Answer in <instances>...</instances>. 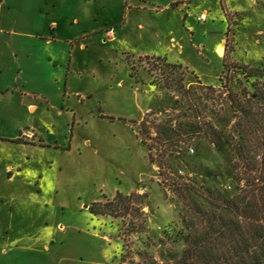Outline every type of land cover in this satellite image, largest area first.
<instances>
[{"label":"rangeland","instance_id":"374dc122","mask_svg":"<svg viewBox=\"0 0 264 264\" xmlns=\"http://www.w3.org/2000/svg\"><path fill=\"white\" fill-rule=\"evenodd\" d=\"M8 1L9 6L0 5V67L5 66L0 90L17 93L0 96V241H19L23 247L32 243L28 252L18 249L22 257L17 264H30L25 254L34 257L32 264L178 259L186 230L179 200L159 172L197 187L234 192L233 166L241 160L239 142L246 119H240L229 97L243 110L250 108L255 128H264V0H246L244 8L253 15L206 23L211 38H222L226 29L225 62L212 53H188L183 61L189 69L138 56L141 48L132 32L120 28H115L114 38L104 32L83 37V31L122 23L127 1L134 5L137 0H112L99 16L94 6L86 14L89 8L84 3L65 2L50 12L42 0ZM73 11L87 18H69ZM53 31L57 39L46 45L42 37ZM83 43L86 48L80 47ZM223 53L220 44L216 54ZM19 91L26 104L38 106L34 114L25 111L22 118L28 117L41 148L9 144L21 119L16 115ZM176 116L183 123L194 116L209 122L226 139L224 149L198 139L180 145L177 153L168 149L161 158L165 147L152 131L148 144L157 161L151 164L137 137L139 123L145 118L158 124ZM13 159L27 162L25 174L31 177L23 180L24 189L16 194L9 213L7 195L21 186L6 181L4 164ZM38 176L44 180L36 185ZM133 192L146 197L143 213L137 212L139 203L124 219L89 211L104 198Z\"/></svg>","mask_w":264,"mask_h":264},{"label":"trees","instance_id":"16d2710c","mask_svg":"<svg viewBox=\"0 0 264 264\" xmlns=\"http://www.w3.org/2000/svg\"><path fill=\"white\" fill-rule=\"evenodd\" d=\"M156 58L168 66L181 67L168 63L165 58ZM229 101L240 111V119H246L239 142L241 160L233 166L234 192L197 187L180 176H163L160 171L161 180L180 203V217L186 230L182 236L185 247L181 256L171 263H159L150 258L146 264H264V128H255L250 108L243 110L230 97ZM177 117L158 124L156 120L148 123L143 118L139 123L137 137L147 148L151 164L157 161L152 155L153 145L148 144L152 131L156 133V142L165 147L160 150L161 158L166 157L168 149L177 153L180 145L188 141L195 143L198 139H205L219 151L224 149L226 139L209 122H200L194 116L183 123L177 121ZM13 143L27 144L21 138ZM206 175L210 176L211 172ZM145 199L136 192L117 193L113 199L104 198V202L93 204L89 211L94 215L124 219L132 215L137 203L140 204L137 212L143 213Z\"/></svg>","mask_w":264,"mask_h":264},{"label":"crops","instance_id":"0c3cea01","mask_svg":"<svg viewBox=\"0 0 264 264\" xmlns=\"http://www.w3.org/2000/svg\"><path fill=\"white\" fill-rule=\"evenodd\" d=\"M65 2H77L80 3V5L84 3L83 5H87L89 8L86 14L93 8H91V6H94L95 16H99L106 10V5L112 3V0H42L43 5L50 12L54 11L58 5H62V3ZM127 4V17L124 18L122 23L105 24L107 28L101 31H83V37L93 36L99 33L102 34L104 32L105 34L112 35V38H114L116 32L115 28H120L123 31L132 32V37L136 40L137 46L141 48L136 52L138 56L165 58L168 63L181 65L185 68H188V66L183 60L188 53H212L219 59L222 58V60H224L225 58L226 29L222 38H211L213 32L206 23H214V18H219L222 21L223 18H245L249 13L253 15L251 9L250 11H246L244 8V5L247 4L246 0H137L134 5H130L128 1ZM212 4L217 5V11H212L214 10L212 9L214 7ZM0 5L9 6V1L0 0ZM133 11H136L137 15H133ZM48 15L49 14H47V16ZM67 16H69V18H87V15L75 13L74 11L67 14ZM198 16H203L205 21H198ZM54 31L50 37H42L46 45H50L53 41H56L57 37ZM66 42L75 43V41ZM220 44L224 47L222 56L216 54V48ZM80 47L86 48L84 43L81 44ZM2 66L0 67V75L3 74L5 69V66ZM9 89L10 88L6 91L0 90V96L6 97L9 93L13 95L17 93L16 91L10 92ZM19 92L21 98H17L16 103L18 109L16 112L17 114H15L20 116L21 119H18V123L14 127V133L9 136V139L16 140L18 138H24L30 143L9 144L22 149L31 148L34 150L36 148H41V139L38 137L37 141V134L32 130V127H29L31 123L29 124L30 121L28 117L26 119L22 118V116H24L22 113L27 111L28 114H34L38 110V106L34 103L26 104L24 101L25 96L21 91ZM32 94L33 97H35V94ZM22 119L25 120L22 121ZM86 142L89 143V141ZM53 144L57 145L56 141H54ZM4 165V174L7 175V183L15 185L21 182L19 189L17 187L18 191L16 190V192H11L7 195L8 212L11 213L13 211V203L16 202V194L22 192L24 189L26 181L23 180H28L27 178L31 176L25 174L28 163L20 159L10 160ZM37 178L38 179H35L36 181L38 180L36 185L44 180L42 176H38ZM2 241L3 240L0 241V264H17L18 258L22 257L19 256V251L28 252L29 247H32V243L23 247V245H18L19 241L17 243ZM25 248H27V250ZM25 256L24 259H26V262L32 264L34 257L29 254H25Z\"/></svg>","mask_w":264,"mask_h":264},{"label":"built area","instance_id":"2783aa9c","mask_svg":"<svg viewBox=\"0 0 264 264\" xmlns=\"http://www.w3.org/2000/svg\"><path fill=\"white\" fill-rule=\"evenodd\" d=\"M203 20H204V17H203V16H200V17L198 18V21H203ZM190 151H191V153H193V152H194V150H193V149H191Z\"/></svg>","mask_w":264,"mask_h":264}]
</instances>
